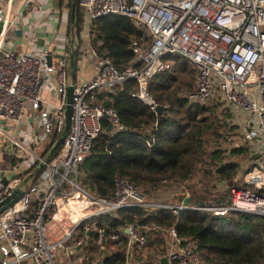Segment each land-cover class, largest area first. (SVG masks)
<instances>
[{
  "label": "built area",
  "instance_id": "2783aa9c",
  "mask_svg": "<svg viewBox=\"0 0 264 264\" xmlns=\"http://www.w3.org/2000/svg\"><path fill=\"white\" fill-rule=\"evenodd\" d=\"M21 1L28 4L31 0ZM72 2L63 0L69 14ZM77 6L84 19L80 38L88 39L86 51L81 55L94 58L95 74L89 80L76 82L68 134L49 161L45 162L48 153L28 149L18 138L10 137V146L31 152L45 166L34 182L32 178L21 187L22 196L0 213V264L28 261L72 264V257L80 254L79 248L84 245L83 239L71 241L79 226L85 223V232L94 233L97 241L103 243L107 233L89 221L121 208L171 207L177 216L187 209L214 215L232 211L264 215V0H78ZM8 14V10L0 7V42L9 32L22 29L18 20L9 19ZM107 15L129 16L146 32L144 38L137 37L132 43L135 63L140 62V68L121 73L107 52L99 53L92 44L90 29L94 20ZM53 16L50 14L51 19ZM69 25L68 34L57 35L51 46L33 43L29 51L10 48L0 56V130L5 131L3 122L21 124L31 106L40 113V133L49 149L56 142V136L62 134L71 83V19ZM24 38L29 39L26 35ZM78 39L76 35L79 50ZM175 55L186 58L196 67L197 76L186 98L201 105L218 101L236 114L237 117L230 115L229 121L240 125V135L244 136L240 145L249 146L251 160L242 165L231 157L239 151L208 150L207 164L200 170H209L206 173L211 175L220 194L213 196L207 190L206 198L190 200L187 205L185 199L174 204L159 199L149 201L132 182L121 176L115 179L116 191L111 198L85 189L80 183V167L102 132L103 120H109L115 131L123 129L115 109L99 103L98 93L133 78L138 90L132 96L157 111L160 105L149 89L150 80L154 74L171 68L168 58ZM50 79L56 84L57 103L42 95ZM15 155L17 159L21 156L18 152ZM211 164L215 168L211 169ZM214 169L216 174L212 173ZM225 169L230 174L225 175ZM24 179L19 171L0 170V202ZM190 189L196 191L193 187ZM222 190L230 194L229 199ZM109 237L125 241L126 259L119 264H137L135 249L147 243L142 228L130 224ZM167 243L169 264L199 262L197 243L180 237L175 228L168 233Z\"/></svg>",
  "mask_w": 264,
  "mask_h": 264
},
{
  "label": "trees",
  "instance_id": "16d2710c",
  "mask_svg": "<svg viewBox=\"0 0 264 264\" xmlns=\"http://www.w3.org/2000/svg\"><path fill=\"white\" fill-rule=\"evenodd\" d=\"M83 20L77 6L75 32L79 42L83 40L80 38ZM90 33L92 44L99 53L107 52L119 72L142 66L140 62L135 63L132 43L137 37L144 38L146 32L131 17H99L94 20ZM80 47L77 60L81 56ZM168 59L171 68L154 74L149 84L155 101L164 108L161 112L132 96L138 90L133 78L98 93L99 103L115 109L123 129L115 131L109 120H103L102 132L80 167V183L85 189L111 198L116 191L115 179L121 176L132 182L147 200L156 201L163 188L174 182L194 180L201 166L207 164L217 107L191 103L185 94L195 82L196 67L178 55ZM60 136L57 135L56 140ZM38 163L34 160L32 166L19 171V175L25 178ZM228 173L225 169V175ZM94 222L108 235L103 243L99 244L94 233L85 232V223L71 238L73 243L82 239L90 241L79 255L88 263L99 255L103 264L123 263L126 259L124 240L105 255L102 245L116 241L110 234L136 224L147 239L143 247L135 249L137 264H161V258L168 252L167 236L173 228L180 237L197 243V264H264V215L240 211L214 215L187 209L177 216L171 207L137 206L121 208L89 221Z\"/></svg>",
  "mask_w": 264,
  "mask_h": 264
},
{
  "label": "crops",
  "instance_id": "0c3cea01",
  "mask_svg": "<svg viewBox=\"0 0 264 264\" xmlns=\"http://www.w3.org/2000/svg\"><path fill=\"white\" fill-rule=\"evenodd\" d=\"M0 7L8 10L9 19L16 18V20H18L19 24L22 25L24 33L22 37V34L21 36H18L16 31L9 32L6 39L0 42V56L3 55L4 50L10 48L18 51H29L33 48V43L38 46H51L53 39H55L57 35H67L70 30L69 8L64 7L63 0H31L28 4L23 3L21 0H0ZM50 14L54 15L52 19L50 18ZM24 35L28 36L29 39L26 40ZM80 49L82 52V47ZM77 70H81L80 75H78ZM94 74V58L90 55H81L79 60H77L76 65V82L89 80L94 76ZM42 95L48 101L57 103L59 96L57 95L56 84L53 80L50 79L49 82H46ZM3 125L5 131L0 130V152L4 150L2 149L4 146H8L10 137L18 138L22 141L26 148L37 152L43 153L50 150L48 147L49 144L43 142L44 137L40 133V113L39 111L34 110L31 106H29L28 110L24 114L23 122L21 124L3 122ZM11 147L13 146L11 145ZM34 160L35 159L30 160L31 162H29L28 166H24L23 170H27ZM210 168L213 169L214 167L210 166ZM211 178L208 179L211 180ZM203 180H206V177ZM183 185L185 186L186 184L176 182L166 187L163 193H168V195L171 194L173 195L172 197L180 196L179 200L185 199V201H196V198H198V201L206 198V191L196 189L195 192L198 193L199 191L202 194L195 198L193 193L194 191L190 189L191 187H189V189H185ZM178 188L179 190H177ZM89 242L87 240L84 242V245L80 246L79 249L81 252H83V249L81 248L89 244ZM119 243V241L104 243V245H102L103 254L105 255L118 248ZM108 246H110V249H108ZM111 246H113V248H111ZM80 254L72 257V264H103V258H101V255L97 256L88 263L87 261H84L83 258L79 257ZM0 257H2L1 253ZM24 264L32 263L28 261Z\"/></svg>",
  "mask_w": 264,
  "mask_h": 264
},
{
  "label": "rangeland",
  "instance_id": "374dc122",
  "mask_svg": "<svg viewBox=\"0 0 264 264\" xmlns=\"http://www.w3.org/2000/svg\"><path fill=\"white\" fill-rule=\"evenodd\" d=\"M9 38V36H8ZM88 44V39L85 36L83 38V40L81 41V47L83 51H86V47ZM80 47V48H81ZM78 75L81 74V70H77ZM196 76H197V72H196ZM193 86V85H192ZM192 88V87H191ZM190 88V89H191ZM216 94V91L214 92V95ZM213 98L216 100V97L213 96ZM214 105H216L217 108H220L219 113L216 112L217 118H218V122L215 121V126L213 131V134L211 135V140L208 146V150L210 151H214V150H219L220 152L223 151H232L236 150V151H241L242 153H239L240 155L236 156L237 153H233L230 152L232 155L231 157L235 160L240 161V164H244V162L247 160H251V155L252 152L249 149V146L245 143L246 146L240 145L242 140H244V136L240 135L242 129L240 128V125L238 124H232L229 119H230V115H233L235 117H237L236 114H233V112H231V110L229 108H224L222 106L221 103H219L218 101H214L213 102ZM220 113H224V115L220 114ZM13 147L9 146H4L2 149H4L2 152H0V170H6V169H12V172L14 171H21L23 170L24 166H28L29 162H31L30 160L35 159L34 155L31 152H26L23 151L22 148L16 147L15 145L12 144ZM19 153L21 156H18L19 158H16L15 153ZM14 153V154H13ZM241 165V166H242ZM31 166V164H30ZM211 167L215 168V164H211ZM2 168V169H1ZM215 171H213V174H216V169H214ZM205 171V172H204ZM208 172V170L203 169L200 170V172L197 174L196 178L193 180H190L188 182H186L187 186L183 187H193L195 190L199 189V190H210L212 191L211 194H213V196L215 194H220V190L216 189V186L214 185L213 179L210 177L211 175ZM204 176L206 177V180H202V177ZM208 178H211L208 179ZM175 183V182H174ZM173 183V184H174ZM164 189L163 188L161 190V192L159 193L158 199L159 201H169L170 203L174 204L175 202H178L180 199L179 197H172L173 195H168V193H163ZM179 190V188L177 189ZM223 193L225 194V198L229 199L230 198V194L225 193V190H222ZM181 194V193H180ZM200 194H202L201 192L198 191V193L194 192V196L197 197ZM212 195H210L211 197ZM209 198V196L207 197ZM198 198H196L197 201ZM168 238V236H167ZM94 239V238H93ZM110 249V246H108ZM111 248H113V246H111Z\"/></svg>",
  "mask_w": 264,
  "mask_h": 264
},
{
  "label": "water",
  "instance_id": "95a60500",
  "mask_svg": "<svg viewBox=\"0 0 264 264\" xmlns=\"http://www.w3.org/2000/svg\"><path fill=\"white\" fill-rule=\"evenodd\" d=\"M77 4L78 0H73L72 2V7H71V39H72V49L71 53L69 55V67H70V78H71V83L68 87V92H67V106H66V111H65V127L64 130L61 134V136L56 140V142L52 145L50 148L45 162L49 161L51 157L56 153V151L60 148L62 143L64 142L71 123V113H72V101H73V94H74V89L76 85V65H77V55H78V48L76 47V34H75V18H76V10H77ZM2 26L0 25V32H1ZM18 36H21L23 33L22 29H19L16 31ZM49 62H51V57L49 56L48 58ZM163 106H158L157 111L161 112L163 110ZM45 162H39L36 168L29 173L25 177V179L21 182L20 186L13 190V192L7 196L2 202H0V213L4 210L7 209L8 207L12 206L21 196L23 193L22 186H24L26 183H28L32 178H34L36 175L39 174V172L44 168ZM4 182L7 181V178L3 179ZM189 203V200L185 201V204L187 205ZM161 264H169V257L168 255L164 256L161 258Z\"/></svg>",
  "mask_w": 264,
  "mask_h": 264
}]
</instances>
